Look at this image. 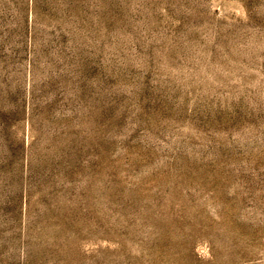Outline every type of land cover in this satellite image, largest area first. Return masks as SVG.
<instances>
[{
  "label": "rangeland",
  "instance_id": "obj_1",
  "mask_svg": "<svg viewBox=\"0 0 264 264\" xmlns=\"http://www.w3.org/2000/svg\"><path fill=\"white\" fill-rule=\"evenodd\" d=\"M0 264H264V0H0Z\"/></svg>",
  "mask_w": 264,
  "mask_h": 264
}]
</instances>
